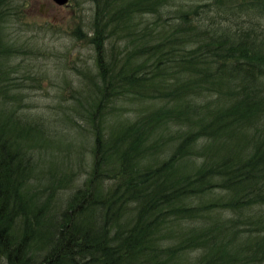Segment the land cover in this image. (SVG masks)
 <instances>
[{"label":"trees","instance_id":"16d2710c","mask_svg":"<svg viewBox=\"0 0 264 264\" xmlns=\"http://www.w3.org/2000/svg\"><path fill=\"white\" fill-rule=\"evenodd\" d=\"M86 2L32 112L0 0V264H264V0Z\"/></svg>","mask_w":264,"mask_h":264},{"label":"rangeland","instance_id":"374dc122","mask_svg":"<svg viewBox=\"0 0 264 264\" xmlns=\"http://www.w3.org/2000/svg\"><path fill=\"white\" fill-rule=\"evenodd\" d=\"M21 4L23 10L21 19L13 33L14 40L20 41L22 46L30 44L33 48L27 62L21 63L22 72L30 69L33 77L41 88L27 89V109L32 112L48 111L47 104L69 100L70 88L63 81L59 82L56 68L61 69L62 53L67 51V59H75L78 55L90 65L93 64V51L91 47L73 37L78 23L83 31L88 27L91 18L90 2L85 0H68V5H57L53 0H13ZM84 3V4H83ZM85 32V31H84ZM21 62L20 59L17 60ZM75 75L68 76L69 79ZM78 82H74V87ZM88 151L86 147L84 153ZM88 160V156L85 157ZM83 172V170L81 171ZM82 175H79V180Z\"/></svg>","mask_w":264,"mask_h":264},{"label":"water","instance_id":"95a60500","mask_svg":"<svg viewBox=\"0 0 264 264\" xmlns=\"http://www.w3.org/2000/svg\"><path fill=\"white\" fill-rule=\"evenodd\" d=\"M57 5H68V0H53Z\"/></svg>","mask_w":264,"mask_h":264}]
</instances>
